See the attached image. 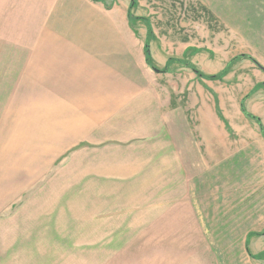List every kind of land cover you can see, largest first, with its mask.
<instances>
[{"label": "rangeland", "instance_id": "374dc122", "mask_svg": "<svg viewBox=\"0 0 264 264\" xmlns=\"http://www.w3.org/2000/svg\"><path fill=\"white\" fill-rule=\"evenodd\" d=\"M92 1L124 19L137 59L133 72L153 84L150 88L159 102L189 116L190 127L201 121L205 127L220 125L222 139L231 142L222 154L230 151L238 172L243 173V161L253 167L249 186L253 183L254 189H260L256 172L261 168L264 172V140L256 122L240 110V102L250 93L245 108L264 125V72L247 58L228 62L246 53L264 67V0H134L133 5L130 0ZM4 9L5 1L0 0V12ZM8 28L12 26L3 13L0 46ZM218 73L220 78L207 77ZM3 79L0 222L12 224L18 242L42 240L38 248L56 256V264H252L240 254L237 261H228L230 257L223 255L222 224L205 219L208 206L211 213L215 208L216 219H227L230 203L222 194L205 197L200 213L191 214L187 203L192 198H182L181 174L175 168L160 174L147 158L128 160L124 151L125 164L106 166L108 171L101 173L103 167L86 155L85 149L94 147L87 142L36 148L47 135L38 132L36 113L21 101L20 92L13 94L14 87L4 84V73ZM148 140L143 139L142 154L150 152L148 145L154 149V139ZM165 140L164 135L156 137L157 142ZM210 149L204 150L205 159L212 156ZM221 168L229 173L230 165ZM203 177L205 191L211 190L213 175ZM196 216L201 221L199 230ZM212 233L216 236L210 246L217 244L213 253L222 255L217 262L206 255ZM260 258L253 264H264V255Z\"/></svg>", "mask_w": 264, "mask_h": 264}, {"label": "crops", "instance_id": "0c3cea01", "mask_svg": "<svg viewBox=\"0 0 264 264\" xmlns=\"http://www.w3.org/2000/svg\"><path fill=\"white\" fill-rule=\"evenodd\" d=\"M1 1L5 9L0 15L5 14L12 29L5 31L0 46V80L4 73V84L14 87L13 94L20 92L21 101L35 111L37 130L47 135L36 148L46 149L55 142H87L94 147L85 149L86 155L91 163L103 167L101 173L108 171L106 166L125 164L124 151L128 160L147 158L159 167L160 174L179 170L182 198H192L188 213L198 215L205 197L215 198V192L228 199L227 219H216L215 208L213 215L209 206L203 212L211 223L222 224L223 255L230 257L228 261H237L240 254L252 264L259 262L264 255V195L258 202L264 193L263 169L256 172L260 189H254L253 183L249 186L253 167L243 161V173L238 172L230 151L222 154L228 141L222 139L220 125L205 127L201 121L190 127L189 116L159 102L150 88L153 84L133 72L137 59L124 19L92 0ZM159 135L166 140L157 142ZM143 139H154V149L148 145V154L141 153L146 148ZM107 141L113 143L105 145ZM210 147L212 156L205 159L204 150ZM227 158L229 163L224 162ZM225 164L230 165L229 173L221 168ZM206 173L213 175L214 183L208 191ZM222 181L226 183L223 189ZM199 223L196 216L198 230ZM12 229L11 223L0 222V264H56V256L38 248L42 240L18 242ZM212 236L207 239L206 255L217 262L222 255L213 253L217 244L210 246L216 235Z\"/></svg>", "mask_w": 264, "mask_h": 264}, {"label": "trees", "instance_id": "16d2710c", "mask_svg": "<svg viewBox=\"0 0 264 264\" xmlns=\"http://www.w3.org/2000/svg\"><path fill=\"white\" fill-rule=\"evenodd\" d=\"M133 4H134V0H133V3L130 2V5H133ZM129 17H130V15H129ZM146 47H147V45H146ZM147 52H148V50H147ZM243 58H247L248 60H251L253 63H255V64H256V65H257V66H258V67L264 72V67H263L260 63H258V62L256 61L255 58H253L251 55L246 54V53H241V54H238V55L232 57V59L228 62V64H231L232 62H234V61H236V60H239V59H243ZM180 62H181L182 64H184V62H185V64H186L187 66H189L194 72H196V74L200 75L199 71H198L193 65H191L190 63H188L187 61L180 60ZM228 64H227V65H228ZM150 65H151V64H150ZM151 66H152V65H151ZM152 67H154V66H152ZM201 74H202V73H201ZM207 77H209V78H220L221 75H220V73H218V74H211V75H208ZM249 95H250V93L246 94V95L241 99V102H240V110L245 114V116H247V117L253 119V120L256 122V124L258 125V129H259L261 135H262L263 138H264V125H263V123H262L260 117H258V116H256V115L252 114L251 112L249 113V112L246 110V108H245V102H244V101H245V99H246ZM254 234H255V235H261V233H254ZM254 234H253V235H254ZM246 248H247V251L249 252L248 247H246ZM249 253H250V252H249Z\"/></svg>", "mask_w": 264, "mask_h": 264}, {"label": "water", "instance_id": "95a60500", "mask_svg": "<svg viewBox=\"0 0 264 264\" xmlns=\"http://www.w3.org/2000/svg\"><path fill=\"white\" fill-rule=\"evenodd\" d=\"M130 2L133 3V0H130ZM151 68H152L154 71H156V72L159 71L156 67H152V66H151Z\"/></svg>", "mask_w": 264, "mask_h": 264}]
</instances>
